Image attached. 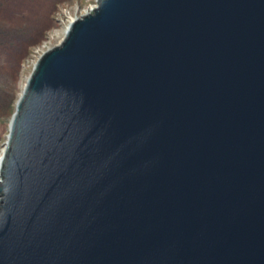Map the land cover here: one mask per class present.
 Segmentation results:
<instances>
[{"label":"water","instance_id":"obj_1","mask_svg":"<svg viewBox=\"0 0 264 264\" xmlns=\"http://www.w3.org/2000/svg\"><path fill=\"white\" fill-rule=\"evenodd\" d=\"M0 264H264V0L75 17L9 122Z\"/></svg>","mask_w":264,"mask_h":264},{"label":"rangeland","instance_id":"obj_2","mask_svg":"<svg viewBox=\"0 0 264 264\" xmlns=\"http://www.w3.org/2000/svg\"><path fill=\"white\" fill-rule=\"evenodd\" d=\"M96 0H0V156L10 119L38 57Z\"/></svg>","mask_w":264,"mask_h":264},{"label":"bare ground","instance_id":"obj_3","mask_svg":"<svg viewBox=\"0 0 264 264\" xmlns=\"http://www.w3.org/2000/svg\"><path fill=\"white\" fill-rule=\"evenodd\" d=\"M96 5H93L92 7H90V8H88V9H86L85 11H84V13H86V12H89L92 8H94ZM65 34V33H64ZM58 44V43H57ZM2 154H3V151H2ZM2 156V155H1ZM1 156H0V158H1Z\"/></svg>","mask_w":264,"mask_h":264},{"label":"built area","instance_id":"obj_4","mask_svg":"<svg viewBox=\"0 0 264 264\" xmlns=\"http://www.w3.org/2000/svg\"><path fill=\"white\" fill-rule=\"evenodd\" d=\"M72 20H73V19H72ZM72 20H71V21H72ZM71 21H70V22H71Z\"/></svg>","mask_w":264,"mask_h":264}]
</instances>
